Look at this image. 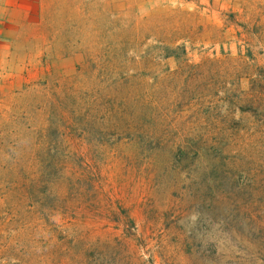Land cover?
Segmentation results:
<instances>
[{"label": "rangeland", "instance_id": "rangeland-1", "mask_svg": "<svg viewBox=\"0 0 264 264\" xmlns=\"http://www.w3.org/2000/svg\"><path fill=\"white\" fill-rule=\"evenodd\" d=\"M0 264H264V0H0Z\"/></svg>", "mask_w": 264, "mask_h": 264}, {"label": "trees", "instance_id": "trees-1", "mask_svg": "<svg viewBox=\"0 0 264 264\" xmlns=\"http://www.w3.org/2000/svg\"><path fill=\"white\" fill-rule=\"evenodd\" d=\"M182 51V53H185V49L183 47L171 50L170 48L164 47L162 48V58L163 59H168V58H173V59H178L179 55L176 53V51ZM97 112V110H95L92 114V118L90 121V125L91 128L93 130H95L94 128L96 127L97 123H98V117L94 116L95 113ZM103 114V116L105 117L107 115V117L112 118V110L109 109H105L103 111H101ZM143 119V118H142ZM132 121V120H130ZM114 125L116 127V129H118L120 131L119 135L124 133V132H129L130 130V125L126 122V117H125V113L121 114L120 117L118 119L114 120ZM104 130L109 131L107 128H105Z\"/></svg>", "mask_w": 264, "mask_h": 264}]
</instances>
